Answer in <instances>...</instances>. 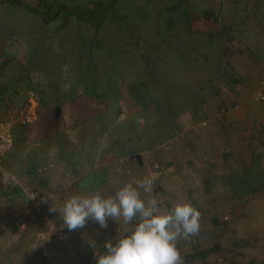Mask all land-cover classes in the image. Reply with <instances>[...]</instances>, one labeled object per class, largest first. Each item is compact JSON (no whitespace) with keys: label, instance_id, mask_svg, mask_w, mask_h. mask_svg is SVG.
<instances>
[{"label":"rangeland","instance_id":"obj_1","mask_svg":"<svg viewBox=\"0 0 264 264\" xmlns=\"http://www.w3.org/2000/svg\"><path fill=\"white\" fill-rule=\"evenodd\" d=\"M20 1L44 9V0ZM45 1L79 6L97 0ZM142 39L159 45L160 54L145 61L147 44ZM93 79L103 95L97 101L98 112L90 103ZM262 79L264 0H133L119 4L115 20L106 19L96 35L93 27L74 19L65 22L61 16L47 25L24 7L4 1L0 3V120L8 111L24 107L29 98L23 100L24 93L32 92L38 101L37 116L28 125L40 122L34 133L40 131L44 133L41 137L51 138L20 135L18 129L24 127L16 126L2 164L20 182L22 158L31 157L37 147L57 157L63 151L77 158L80 153L84 158L110 153L116 158H136V153L156 155L148 165L150 171L159 173L150 196L160 202V213L170 211L178 202L191 203L200 212L198 233L176 242L183 264H245L249 257L241 254L246 247L241 239L244 221L236 206L246 199L258 201L264 192L242 193L240 179L248 180L251 185L247 187L264 186V175L259 172L264 171V156L246 165L247 154L260 157L263 148L257 136L251 143L246 138V145L241 138L238 151L233 145L224 147L223 159L219 153L212 163H201L198 136L189 134H198L204 125L220 124L228 114L214 118L221 109L264 102L254 98ZM142 81L147 88L141 86L138 91L146 93L151 102H144L134 92L135 84ZM244 82L247 85L240 92L233 89ZM56 106H60L59 116L55 115ZM172 119L178 128L167 138L171 125L167 129L162 123L166 120L171 124ZM52 129L53 135L49 134ZM80 137L85 141L96 137V152L85 147ZM182 143H187L184 148H180ZM168 154L176 156L178 162H182V155L197 159L186 167L178 166L184 175L167 178L174 191H181L171 200L161 185ZM125 170L115 173L127 182ZM62 175L67 182L64 186L76 176L70 166ZM104 175L100 173L91 186L115 181ZM0 186L3 188L1 181ZM48 212L54 222L62 223L67 241L58 245L47 235L40 237L39 231L34 233L37 243L50 240L52 247L69 249L88 260L100 252L104 240L97 224H86L80 229L84 233L80 238L77 230L67 232L63 221ZM29 213L34 215L31 209ZM43 223L41 234L49 228ZM96 228L98 241L91 237ZM116 234L111 240L119 237ZM89 240L99 247H89ZM34 246L27 248L22 264H39Z\"/></svg>","mask_w":264,"mask_h":264},{"label":"crops","instance_id":"obj_2","mask_svg":"<svg viewBox=\"0 0 264 264\" xmlns=\"http://www.w3.org/2000/svg\"><path fill=\"white\" fill-rule=\"evenodd\" d=\"M243 85L247 84L244 82L243 84L235 85L233 89L240 92ZM40 124V122L35 121L27 127L17 126V128L24 127L18 129V134L26 137H33V134H36L39 135L38 138H40V134H44L43 132L39 131V133H34L37 128H40ZM54 127L57 126L52 125L53 129ZM104 127L107 128V125H104ZM53 129L49 134H54ZM231 129L234 130L231 131ZM189 136H198V161H202L201 163L206 162V160L212 163L216 159L215 154L219 157V153L220 157L223 159L222 150L224 147H232L233 145L235 146L236 152L239 147L238 141L240 142L241 138L244 141L243 144L246 145L248 140L249 143H251V140L257 136L259 146L263 148L261 152L262 155L260 157H252L251 153H248L246 165L249 164L252 159L254 162L257 160L259 161L264 156V102L258 105L245 103L241 105L240 108L239 106H235L228 110V114L224 116L220 124L211 126L204 125L202 129H199L198 134L190 133ZM41 138L48 139L51 138V135H44ZM89 138L90 137H88V141H85L83 137H80V140H82V142L84 141V146L86 145L92 152H96L98 145H95V139L97 138L94 137L90 140ZM246 138L249 139L246 140ZM185 144L187 143H182L180 148H184ZM34 150L35 152L31 157L24 156V158H22V163L24 165L21 173L23 175L20 177L19 183L36 190L40 197L44 199L46 208L58 219L62 220L59 212L62 208L63 201L69 196L73 194L89 195L94 192H100L102 195L106 194L107 196L114 195L118 188L126 183V179H123L121 175L115 173V169L113 168L114 163L110 166V163L114 162L116 159V157L110 155L111 153L100 158H84L82 153H80L77 158L71 156L72 154L70 155V151L69 153H64L63 151L60 154L61 156L58 154L57 157L56 154L54 156L53 153L47 154V150L44 148L38 149L37 147V149ZM43 150L45 151L43 152ZM49 155H51V157H49ZM155 156L156 155H139L138 158H132L127 164V168L129 169V176L127 179L131 181L134 178H142L148 175L150 172L148 165L155 159ZM194 160H197L196 157L188 155L183 158L182 155V162H178L176 161V156H173V154L165 155L164 162L166 161V165L165 169L163 168L164 171L161 174L162 183H160L164 185L168 199L171 200L175 198V196H179V192L181 191H174V187L169 184L167 178H174L183 174L184 170H180L178 166L181 165L182 168L186 167L187 164ZM49 163L52 164L51 167L43 172H38L39 168ZM68 166L71 167L72 172L76 174V176L73 182H68V185L64 186L67 182L62 172ZM259 168V170H261V167ZM261 171H259L260 174L264 175V171ZM100 173L105 174L104 176L106 178L111 177V179H115V181L110 184L102 183L100 186H91L95 185L93 181L99 177ZM128 180L127 182H129ZM156 182H158V180L155 181V183ZM253 190L256 192H264V186L260 188H253L250 186L243 189V191ZM141 196L146 200L152 198L149 194L143 192H141ZM236 207H238L237 214H239L244 221L242 227V235L244 237L242 236L241 239H244L246 242V247L241 249V254L249 257L245 264H264V197L260 198L258 201L243 200L242 203ZM29 209L31 208L27 206L20 197L18 187L6 191L0 186V264L24 263L28 253L27 248L29 246L32 247L34 244V251L36 250L37 252L34 256L39 264H95L94 255L104 251L102 245L100 252L91 255L88 260L82 258L83 256L79 253H73L69 249L52 247V242L50 240L37 243V238L34 233H38L39 231V233H42L43 230L40 229L44 227V223L41 219L34 215L32 216V214L29 213ZM135 223H137L136 220L130 224H124L122 219H117L116 221L109 219L107 227L101 229V239L105 242L116 237V233H119V236L123 235L131 231ZM98 230V228L93 230L91 236L97 241ZM66 231L68 232L67 229ZM82 235H84V233L78 229L76 236L82 238ZM34 251L32 253H34ZM228 254L230 253L228 252Z\"/></svg>","mask_w":264,"mask_h":264},{"label":"clouds","instance_id":"obj_3","mask_svg":"<svg viewBox=\"0 0 264 264\" xmlns=\"http://www.w3.org/2000/svg\"><path fill=\"white\" fill-rule=\"evenodd\" d=\"M158 175L150 171L134 178L114 195L73 194L63 201L59 215L69 232L89 222L105 228L109 219H122L124 224L138 219L131 231L103 243L104 251L94 255L95 264H183L176 242L198 233L200 212L191 203L178 202L170 211L160 213L155 197L142 198L141 192L153 193ZM88 244L92 249L99 247L92 240Z\"/></svg>","mask_w":264,"mask_h":264},{"label":"built area","instance_id":"obj_4","mask_svg":"<svg viewBox=\"0 0 264 264\" xmlns=\"http://www.w3.org/2000/svg\"><path fill=\"white\" fill-rule=\"evenodd\" d=\"M27 104L22 108H17L8 111L4 118L0 120V181L4 190L12 189L18 187L20 191V197L29 206L35 217L45 221L49 224V228L45 234L40 233V237L45 238L49 236L53 238V241L58 245L66 243L67 235L61 230L62 223L54 222L51 214L44 207V200L40 197L39 193L31 187L21 185L17 179L8 171L2 164L3 159L7 151L11 148L13 143L12 131L16 126H25L36 119V110L38 106V101L34 93H28ZM254 98L260 101L264 100V79H262L256 90L254 91ZM228 111L225 109L219 110L214 118H219L222 115L227 114ZM131 157H119L114 160L115 170L122 171L126 169L125 172L129 174V169L127 164L130 162ZM52 164L49 163L44 167L38 169V172H43L47 168L51 167ZM158 164L154 167L158 168Z\"/></svg>","mask_w":264,"mask_h":264},{"label":"trees","instance_id":"obj_5","mask_svg":"<svg viewBox=\"0 0 264 264\" xmlns=\"http://www.w3.org/2000/svg\"><path fill=\"white\" fill-rule=\"evenodd\" d=\"M4 1H6L8 4L11 5H15L17 6H22L24 7L28 12L34 14L35 16H37L38 18H40L44 23H46L47 25L49 23H51L54 20H57L60 16L62 17V19L66 22L69 21L70 19H74L76 20L77 23H83L85 25H89L91 27H93L95 29V35L102 29L103 24L105 23L106 19L108 18H115L117 17V8H119V4L124 3V2H133V0H97V1H93L90 4H86V5H79V6H64V5H55V3L53 2H49V1H45L44 0V9H37L34 7H31L30 5H27L23 2H21L20 0H0V3H3ZM43 1V0H42ZM138 1V0H135ZM140 1H145V2H150L151 0H140ZM174 6L172 5L170 7V10L173 9ZM113 14L112 17H109V14ZM143 42H146L147 46H146V51H143V56L145 61L149 60L154 55L160 54L161 48H159V45H156V43L154 42H149L146 41L145 39H142ZM149 42V43H148ZM156 46H155V45ZM148 66H150L148 64ZM136 83V82H135ZM146 82L142 81L139 83L135 84V93H138V95H140L141 100H143L144 102H151V99L149 100V96L146 93H143L142 90L138 91V89L142 86L147 88L146 86ZM91 97H90V103L92 105V110L94 112H98L97 110V101L100 100L102 98L103 95H101L100 93H98L99 89L96 85V79H93V84L91 85ZM28 91V90H27ZM26 91V92H27ZM200 91V89H199ZM25 95H23V100L26 99V97L28 96V92L27 94L24 93ZM142 103V102H141ZM27 104V102H26ZM25 104V105H26ZM143 104V103H142ZM55 115L59 116L60 115V106H56L55 107ZM98 114V113H97ZM172 123H176V120L174 121V119L171 120V124L170 121L167 123L166 120H164V122L162 123V126L164 128L168 127V125H171V131H167L166 135L167 138H169L171 136L172 131L174 132L175 129L177 130L178 128V124L177 127L173 126ZM155 123H152V125ZM175 127V128H174ZM130 130V129H128ZM112 156V155H111ZM136 158L139 157V153H136L135 155ZM256 173V172H255ZM247 180V179H246ZM245 179H240V184L242 185V189L241 192L245 193V192H249V193H255L256 191H243L244 188L247 187L248 184V180L246 181ZM17 187V186H16ZM250 187V186H248ZM10 189L6 190L9 191ZM203 256V254H201Z\"/></svg>","mask_w":264,"mask_h":264}]
</instances>
